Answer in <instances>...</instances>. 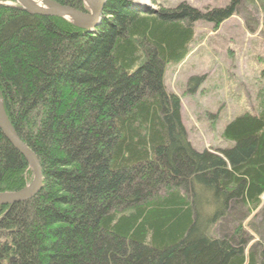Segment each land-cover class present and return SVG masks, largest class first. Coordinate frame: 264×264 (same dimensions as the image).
Instances as JSON below:
<instances>
[{
    "label": "trees",
    "instance_id": "trees-1",
    "mask_svg": "<svg viewBox=\"0 0 264 264\" xmlns=\"http://www.w3.org/2000/svg\"><path fill=\"white\" fill-rule=\"evenodd\" d=\"M0 1V98L43 174L33 199L0 206V264H264V244L249 248L241 223L215 234L235 207L245 217L261 205L264 93L258 115L226 125L232 148L200 153L164 84L167 65L187 57L195 23L217 28L235 3L144 13L106 0L89 32ZM50 1L89 13L82 0ZM32 180L0 129V194Z\"/></svg>",
    "mask_w": 264,
    "mask_h": 264
},
{
    "label": "rangeland",
    "instance_id": "rangeland-1",
    "mask_svg": "<svg viewBox=\"0 0 264 264\" xmlns=\"http://www.w3.org/2000/svg\"><path fill=\"white\" fill-rule=\"evenodd\" d=\"M131 1L144 13L182 3L203 13L236 4L235 15L217 28L205 21L195 23L187 57L180 64L167 65L164 76L166 90L181 100L182 123L194 150L215 153L232 148L233 142L223 137L226 125L246 113L258 115L264 93V0ZM5 3L16 5L15 0ZM192 78L201 79L193 93L189 91L195 85H189ZM240 212L246 209H232L215 227V234L229 233L239 222L251 241L249 248L262 246L257 234L264 233V196L257 211L245 217L238 216Z\"/></svg>",
    "mask_w": 264,
    "mask_h": 264
},
{
    "label": "water",
    "instance_id": "water-1",
    "mask_svg": "<svg viewBox=\"0 0 264 264\" xmlns=\"http://www.w3.org/2000/svg\"><path fill=\"white\" fill-rule=\"evenodd\" d=\"M41 1L42 4L38 5L32 0H15L20 9L32 15L62 18L89 32H95L104 18L106 0H82L89 13L74 10L50 0ZM0 129L11 144L24 155L34 174L33 182L20 192L0 194V206H12L33 199L43 187V175L37 155L22 142L9 122L1 98Z\"/></svg>",
    "mask_w": 264,
    "mask_h": 264
},
{
    "label": "bare ground",
    "instance_id": "bare-ground-1",
    "mask_svg": "<svg viewBox=\"0 0 264 264\" xmlns=\"http://www.w3.org/2000/svg\"><path fill=\"white\" fill-rule=\"evenodd\" d=\"M32 1H34L36 4H38V5H40V4H42V1L41 0H32ZM141 1V2H140ZM139 2L141 3V4H144L145 3V1L144 0H139ZM2 2L0 1V4H1ZM143 12V11H142ZM33 172V171H32ZM43 175V174H42ZM33 180H34V174H33ZM32 180V181H33ZM20 192V191H19ZM15 193H17V192H15ZM1 194H6V193H1Z\"/></svg>",
    "mask_w": 264,
    "mask_h": 264
}]
</instances>
